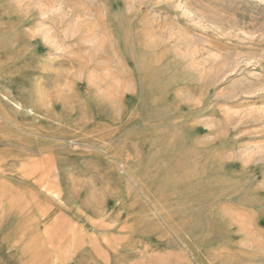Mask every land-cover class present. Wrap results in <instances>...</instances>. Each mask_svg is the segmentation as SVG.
I'll list each match as a JSON object with an SVG mask.
<instances>
[{"label":"rangeland","instance_id":"rangeland-1","mask_svg":"<svg viewBox=\"0 0 264 264\" xmlns=\"http://www.w3.org/2000/svg\"><path fill=\"white\" fill-rule=\"evenodd\" d=\"M0 264H264V0H0Z\"/></svg>","mask_w":264,"mask_h":264}]
</instances>
